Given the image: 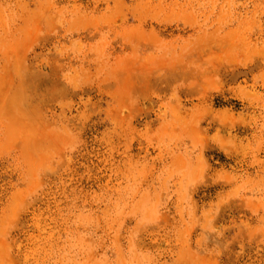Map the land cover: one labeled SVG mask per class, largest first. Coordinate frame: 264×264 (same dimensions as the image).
I'll return each instance as SVG.
<instances>
[{
	"label": "rangeland",
	"instance_id": "obj_1",
	"mask_svg": "<svg viewBox=\"0 0 264 264\" xmlns=\"http://www.w3.org/2000/svg\"><path fill=\"white\" fill-rule=\"evenodd\" d=\"M0 264H264V0H0Z\"/></svg>",
	"mask_w": 264,
	"mask_h": 264
}]
</instances>
